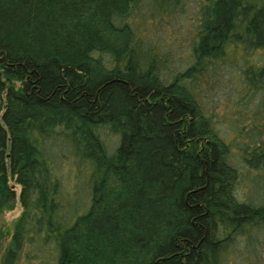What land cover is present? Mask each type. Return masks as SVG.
Masks as SVG:
<instances>
[{"label": "trees", "instance_id": "trees-1", "mask_svg": "<svg viewBox=\"0 0 264 264\" xmlns=\"http://www.w3.org/2000/svg\"><path fill=\"white\" fill-rule=\"evenodd\" d=\"M16 201L0 264H264V0H0Z\"/></svg>", "mask_w": 264, "mask_h": 264}, {"label": "rangeland", "instance_id": "rangeland-1", "mask_svg": "<svg viewBox=\"0 0 264 264\" xmlns=\"http://www.w3.org/2000/svg\"><path fill=\"white\" fill-rule=\"evenodd\" d=\"M14 183V182H13ZM16 189L18 190L19 185L15 184ZM20 212V205L16 201L15 205L10 209H3L0 211V230L4 231L5 229L11 230L13 221L17 217V215ZM8 236H6L4 239L0 241L2 242L0 244V252L3 247V245L7 242Z\"/></svg>", "mask_w": 264, "mask_h": 264}]
</instances>
